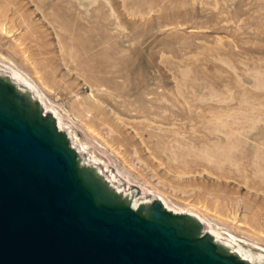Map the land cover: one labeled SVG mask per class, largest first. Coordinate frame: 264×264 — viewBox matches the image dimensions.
<instances>
[{
	"label": "rangeland",
	"instance_id": "1",
	"mask_svg": "<svg viewBox=\"0 0 264 264\" xmlns=\"http://www.w3.org/2000/svg\"><path fill=\"white\" fill-rule=\"evenodd\" d=\"M0 66L152 196L264 248V0H0Z\"/></svg>",
	"mask_w": 264,
	"mask_h": 264
},
{
	"label": "water",
	"instance_id": "2",
	"mask_svg": "<svg viewBox=\"0 0 264 264\" xmlns=\"http://www.w3.org/2000/svg\"><path fill=\"white\" fill-rule=\"evenodd\" d=\"M0 264H264L152 196L0 70Z\"/></svg>",
	"mask_w": 264,
	"mask_h": 264
},
{
	"label": "bare ground",
	"instance_id": "3",
	"mask_svg": "<svg viewBox=\"0 0 264 264\" xmlns=\"http://www.w3.org/2000/svg\"><path fill=\"white\" fill-rule=\"evenodd\" d=\"M4 33H5V31H4ZM1 66H0V70L4 73V70L1 68ZM5 75L8 76V74H5ZM8 77H11V79L16 83V85L20 89H22L23 91H30L33 94L34 100L41 103V106L43 107L44 111H46L47 113H51L52 115H54L55 119L64 126V124H63V121L64 120H62V118H61L60 114L58 113V111L55 110L53 107L48 106L46 104L45 100L41 96L36 95V93L33 90L32 84L26 78H24L21 74H18L17 72L14 73L13 75H9ZM41 94H42V92H41ZM157 199H159L160 201H162L165 204H167L168 206H170L169 203L165 200V198L158 197ZM178 212H180L182 214H190L194 218L198 219L203 224V226L206 229L208 228L209 222L206 220L205 217H202L200 215H196V214L191 213V212H188L186 210H184V211H178ZM209 230L211 232L215 233L216 235H218L219 237L223 238L224 240L228 241L229 243L233 244L234 246L238 247L239 249L243 250L244 252L249 253L250 255H253V256L257 254L258 255L257 256V259L258 260H261V262L264 263V248H262L260 246H256V245L254 246L253 244H250V243H248L246 241L239 240L237 238V236H235L233 234H227L226 233L227 236H225V233H222L223 231H222V229H219V227H217V228H211ZM246 245L247 246H250L251 248H249L248 250H246L245 249V246Z\"/></svg>",
	"mask_w": 264,
	"mask_h": 264
}]
</instances>
